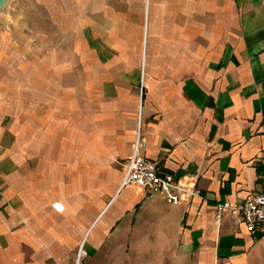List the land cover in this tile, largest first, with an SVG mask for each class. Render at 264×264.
Instances as JSON below:
<instances>
[{"label": "crops", "instance_id": "crops-1", "mask_svg": "<svg viewBox=\"0 0 264 264\" xmlns=\"http://www.w3.org/2000/svg\"><path fill=\"white\" fill-rule=\"evenodd\" d=\"M53 1L87 91L38 100L41 40L0 10V264H264L263 224L214 220L264 184V0ZM137 133L201 198L121 186Z\"/></svg>", "mask_w": 264, "mask_h": 264}, {"label": "rangeland", "instance_id": "rangeland-1", "mask_svg": "<svg viewBox=\"0 0 264 264\" xmlns=\"http://www.w3.org/2000/svg\"><path fill=\"white\" fill-rule=\"evenodd\" d=\"M0 10L8 13L16 27H20L21 34L25 38L31 34L34 38L37 34L36 37L41 40L40 45L37 44L38 49L36 51L33 47L30 49L35 56L31 55L24 61L27 64L36 65L37 68L41 66L51 67V70L40 74L41 84L44 88H39L35 97L42 102L55 101L67 95L70 100L75 102L78 97H81L83 95L81 92L82 82H85L84 86L87 91L89 76L87 64L89 62L86 60L85 71L77 67L76 33L70 30L67 42L64 39V34H60L59 26L57 28L55 24L56 18L59 21L60 10L56 8L55 2L53 0H8ZM30 22L33 23L30 24ZM89 67H92L91 64ZM38 78L39 73L37 80ZM84 96L86 97L87 94ZM40 106L38 105L36 108L38 112L43 111L44 106ZM140 255L138 252L134 258L140 264L157 263L155 256L144 257Z\"/></svg>", "mask_w": 264, "mask_h": 264}, {"label": "built area", "instance_id": "built-area-1", "mask_svg": "<svg viewBox=\"0 0 264 264\" xmlns=\"http://www.w3.org/2000/svg\"><path fill=\"white\" fill-rule=\"evenodd\" d=\"M143 146L144 144L139 140L137 133L132 154L123 168L121 186L134 185L145 190L150 195L163 192L172 204L177 203L179 195L188 198H201L198 190L189 189L175 183L172 176L169 174H160L155 163L139 155L138 151ZM51 208L58 214L63 210L60 203L53 204ZM230 211L239 215V220L245 226L248 233H253L257 226L261 224L264 225V184L257 194L237 207H230L228 205L218 206L214 220L218 222L223 214ZM82 257L83 253L81 252V249H79L75 264H79Z\"/></svg>", "mask_w": 264, "mask_h": 264}, {"label": "water", "instance_id": "water-1", "mask_svg": "<svg viewBox=\"0 0 264 264\" xmlns=\"http://www.w3.org/2000/svg\"><path fill=\"white\" fill-rule=\"evenodd\" d=\"M8 0H0V8H3Z\"/></svg>", "mask_w": 264, "mask_h": 264}]
</instances>
